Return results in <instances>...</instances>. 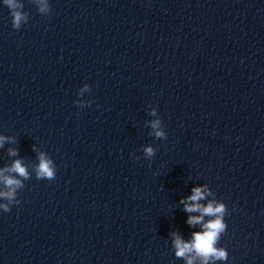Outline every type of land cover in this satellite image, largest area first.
<instances>
[{
  "label": "water",
  "instance_id": "water-1",
  "mask_svg": "<svg viewBox=\"0 0 264 264\" xmlns=\"http://www.w3.org/2000/svg\"><path fill=\"white\" fill-rule=\"evenodd\" d=\"M23 3L15 29L0 0V169L30 173H5L25 187L0 264H186L172 233L203 230L181 201L205 185L229 209L216 264H264V0Z\"/></svg>",
  "mask_w": 264,
  "mask_h": 264
},
{
  "label": "clouds",
  "instance_id": "clouds-1",
  "mask_svg": "<svg viewBox=\"0 0 264 264\" xmlns=\"http://www.w3.org/2000/svg\"><path fill=\"white\" fill-rule=\"evenodd\" d=\"M32 2L38 4L37 8L40 14L51 12L48 0H32ZM3 4L10 10L12 25L15 29H20L22 24L27 23L29 13L24 10L23 0H3ZM84 91H91L87 83L80 89V94L82 95ZM155 114L156 110L153 109L152 115ZM150 123L153 129V135L156 138H167V133L161 126L162 122L159 118L152 120ZM8 139L14 140V138L0 135V147ZM143 151L147 158H152L156 152L151 145L144 147ZM9 155H17V150L9 149ZM135 158L140 159L139 157ZM39 160L40 163L36 167L37 179L55 180L56 171L52 160L44 152L39 154ZM5 173H16L23 180L29 179L30 173L21 159L15 160L7 168L0 169V178H2L5 186L3 190H0V198L7 201V203L0 204V209L8 212L13 205L20 204V200L17 198V189H23L25 185L23 180L18 179L17 176L5 175ZM210 194L211 190L207 188V185L203 187L198 186L193 188L192 195L181 201L184 204L185 211L189 213H200V215L189 216L187 222L190 225L200 224L203 229L202 231L194 232L190 241L184 240L181 234L177 232L172 233L175 256L185 259L186 264H197V260L199 264H216L217 261L228 260V249L219 246V241L228 229L225 216L229 214V209L224 201L210 200L207 205L201 204L200 201L204 200L206 195ZM205 216L210 217L206 222L204 221Z\"/></svg>",
  "mask_w": 264,
  "mask_h": 264
}]
</instances>
